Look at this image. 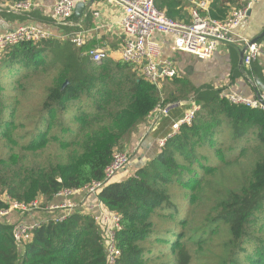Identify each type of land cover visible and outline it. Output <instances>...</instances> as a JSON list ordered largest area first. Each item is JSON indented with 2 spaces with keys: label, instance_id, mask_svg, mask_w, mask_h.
Here are the masks:
<instances>
[{
  "label": "trees",
  "instance_id": "trees-1",
  "mask_svg": "<svg viewBox=\"0 0 264 264\" xmlns=\"http://www.w3.org/2000/svg\"><path fill=\"white\" fill-rule=\"evenodd\" d=\"M157 8L171 21L192 23L180 0H157ZM245 8L244 0H211L209 15L225 20ZM83 49L54 38L5 51L6 69L18 79L41 66L56 75L47 90L49 99L33 110L38 131L24 143L25 136L14 134L19 106L8 104L0 83V143L8 149L0 157V211L8 208L7 197L26 204L40 198L50 202L61 191H80L103 181L115 153L125 151L155 110L166 106L158 87L131 64L107 59L96 65ZM174 82L188 85L179 78ZM192 89L202 106L194 122L181 126L133 176L112 181L98 194L102 206L121 217L122 230L116 234L121 255L115 264H264V240L256 230L260 220L264 223V112L233 105L211 86ZM48 150L54 159L46 160ZM212 155L226 167L206 166ZM241 159L251 160L239 188L212 180ZM209 188L215 189L209 196L213 207L204 227H193L195 209ZM182 202L187 206L181 207ZM155 219L173 226L160 231ZM5 222L0 220V264H109L91 214L76 212L62 222L41 224L23 253L13 237L15 224ZM222 230L228 237L213 260L207 247L214 246H207L206 237Z\"/></svg>",
  "mask_w": 264,
  "mask_h": 264
},
{
  "label": "built area",
  "instance_id": "built-area-1",
  "mask_svg": "<svg viewBox=\"0 0 264 264\" xmlns=\"http://www.w3.org/2000/svg\"><path fill=\"white\" fill-rule=\"evenodd\" d=\"M91 0H82L88 3ZM122 7V17L117 25L121 27L123 44L120 52V59L131 64L146 81L159 85L166 80L177 78L179 71L173 60L163 59V43L156 40L157 36H171V49L175 53L189 54L202 61L211 60L223 44L240 45L244 50V67L250 69L252 64L263 52L264 44H253L251 40L237 34L239 27L247 20L249 7L233 11L225 20H216L209 15L211 0L194 2L195 8L192 11V23H177L167 18L164 12L157 8V0H109ZM32 0H25L15 3L8 9L12 12L28 13L34 7ZM77 6L75 0H56L53 6L52 16L55 23L61 27L71 26V19ZM201 11L205 14L202 15ZM87 32L75 30L71 32L62 31L55 36L47 30L41 29L33 24H24L11 32L0 34V54L11 47L21 43L39 44L49 39L69 41L78 49H83L87 43ZM90 60L100 65L108 59L103 49H94L86 52ZM220 97L233 105L245 106L251 109L264 112V93L260 97H244L239 94L229 93L220 90ZM172 105L159 106L149 118L151 122L150 131L157 124L169 116ZM202 111V106L195 104L185 111L183 115L173 122L172 133L169 136L158 140V148L165 147L168 140L176 135L181 126H190ZM130 162L129 153L117 151L112 164L105 172V179L93 183L80 191L64 190L57 194V198L64 199L63 202L52 206H44L43 202L36 200L31 203H18L6 198L8 208L0 211V220L6 219L13 213H21L28 216L37 211H45L53 216L44 222H18L13 228V237L19 246L20 251L33 239V234L41 224L53 221L56 223L66 220L78 211L72 199L77 193L84 192L86 195L98 198L100 191L122 172ZM99 227L106 228L109 264H115L120 257L117 248L116 234L122 230L121 217L106 210L99 203L98 211L92 215Z\"/></svg>",
  "mask_w": 264,
  "mask_h": 264
},
{
  "label": "crops",
  "instance_id": "crops-1",
  "mask_svg": "<svg viewBox=\"0 0 264 264\" xmlns=\"http://www.w3.org/2000/svg\"><path fill=\"white\" fill-rule=\"evenodd\" d=\"M22 1L25 0H0V34L11 32L24 24H33L51 32L55 36L62 31L68 33L75 30H83L88 33L83 53L94 49H103L108 55V60L113 62L121 60L120 52L123 44V35L121 27L117 23L122 17L123 9L118 4L109 0H91L88 3H83L82 0H75L77 1V6L71 19V26L61 27L55 23L52 16L56 0H32L35 6L28 13L12 12L8 9L15 3ZM180 1L183 2L184 12L187 13V21H191L192 11L195 8L194 2L197 0ZM244 1L247 3L251 14L239 27L237 34L253 41L264 31V0ZM156 40L163 43V59L173 60L178 66L180 63H188L189 61L191 76L201 84L210 85L216 91L223 89L229 93L252 98L256 97L254 90L256 81L259 80L264 84L258 76L260 74L264 78V48L262 54L252 64V67L247 69L242 64L245 49L240 45L223 44L211 60L202 61L189 54L175 53L170 46L171 36H157ZM235 74H240V76L234 79ZM183 113L184 110L178 107L177 104H173L169 116L162 119L154 129L150 131L147 126L149 123H147L137 134V137L133 139V144L125 149L129 153L132 152L133 161L135 148L137 146L140 147V154L136 157L135 164L119 173L113 181L120 182L133 176L138 168L156 157L160 152L158 140L172 133L173 122L178 120ZM39 200L43 202L44 206H52L63 202L64 199L55 197L50 202H46L44 198ZM72 201L78 205L79 209L77 212L80 213L93 215L99 209V199L86 195L84 192L77 193ZM52 216L51 213L44 210L37 211L28 216H23L21 222H44Z\"/></svg>",
  "mask_w": 264,
  "mask_h": 264
},
{
  "label": "rangeland",
  "instance_id": "rangeland-1",
  "mask_svg": "<svg viewBox=\"0 0 264 264\" xmlns=\"http://www.w3.org/2000/svg\"><path fill=\"white\" fill-rule=\"evenodd\" d=\"M4 54L5 52L0 54V83L3 85V87L7 90V97H8V104L16 105L18 104V118L15 120V124L19 125V129L14 131V134L16 136H22L23 143L26 142L32 134H34V131H38L37 122L39 121V117L37 112H34V109L39 110L41 106L49 99V96L47 94V90L49 87L53 85V80L55 79V71L49 70L47 67H39L38 72H32L31 75L26 78H17L12 76L9 73V70L7 68V63L4 62ZM191 57V56H190ZM194 60V58L192 57ZM177 66V69L179 71V74L177 78L183 79L187 81V84H180L176 83L173 80H166L163 81L158 89L160 91L161 99L165 105H173L177 104L178 107H180L182 110L187 111L192 106L196 104L195 100L197 98L196 94L193 91V87L195 89H202L205 86H210L205 83H200L196 81L190 74L189 69V61L188 63H180V65ZM197 82V83H196ZM15 89V90H14ZM223 90V89H220ZM205 114V112H204ZM10 119V117H8ZM149 125H147L150 128L151 122L148 121ZM24 125V126H22ZM145 132V131H144ZM29 133V134H28ZM139 134V133H137ZM137 134L134 135L133 139L137 137ZM132 139V140H133ZM129 140L126 143V148H128L130 145L133 144L134 140ZM128 146V147H127ZM137 146V144H136ZM47 153L44 155L46 160L48 159H54L56 156L53 151L48 150ZM127 153H129L128 150H126ZM140 147L135 148L134 152V160L132 161V152L129 153L130 156V162L129 165L123 170L125 171L130 166L132 167L137 158L140 154ZM8 149L3 145V143H0V157L7 156ZM51 155V156H49ZM55 155V156H54ZM210 161L206 163V166L210 165V163H216L217 165H222V162L218 159H216L215 155L209 156ZM251 159H241L240 163H235L229 168H224L222 171L216 175H214L212 180L215 182H223L227 187L229 188H239V185L244 184V180L242 179L244 170L247 168L246 166L248 163H250ZM245 165V166H244ZM140 169V168H138ZM248 170V169H247ZM122 171V172H123ZM121 173V172H120ZM226 187V188H227ZM215 189L209 188L208 191L205 193L206 196H203L204 200L202 202H199V206L197 209H195V212L193 214V217L195 218V222L193 223V227H204L206 223V217L209 210L213 207V202L210 201L209 196L214 195ZM7 202V200H6ZM183 205H186L185 203H181V207ZM21 213H13L11 216H9L6 219H3L6 221L7 224H16L21 221L22 219ZM261 223H258V227L256 228L257 232L261 236L260 239L264 240V223H262V220H260ZM155 223L158 224V230L164 231L166 228L172 227L173 224L169 223L165 219H155ZM100 231L103 236L104 245L107 244V236H106V228H104L102 225L99 227ZM219 234L216 235H210L209 237H206L207 240V246L213 245L214 247L208 248L209 257L211 259H215L214 257L221 254V248L220 245L227 240V231L224 230L218 232ZM216 234V233H214ZM252 243V242H251ZM146 249H152L151 246L148 243H145ZM158 249L163 248L164 246L162 244H157ZM210 251V252H209ZM24 250H21V253H23ZM169 256V255H168ZM166 261V260H165ZM195 264H207V261H198L195 262Z\"/></svg>",
  "mask_w": 264,
  "mask_h": 264
},
{
  "label": "water",
  "instance_id": "water-1",
  "mask_svg": "<svg viewBox=\"0 0 264 264\" xmlns=\"http://www.w3.org/2000/svg\"><path fill=\"white\" fill-rule=\"evenodd\" d=\"M250 14H251V12L249 11V12H248V16H249ZM263 37H264V31H263V33H262L259 37H257L256 39H254V40L252 41V43H253V44L258 43L259 40H260L261 38H263ZM242 64H243V61H242ZM67 84H68V83H66V84L64 85V87H65ZM254 90H255V92H256V97L259 98L261 92L264 93V84H263L261 81L257 80V81H256V85H254Z\"/></svg>",
  "mask_w": 264,
  "mask_h": 264
}]
</instances>
